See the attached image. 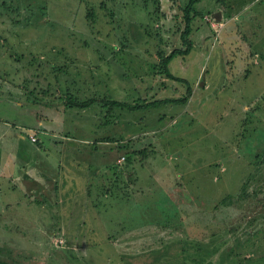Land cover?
<instances>
[{
    "label": "rangeland",
    "instance_id": "obj_1",
    "mask_svg": "<svg viewBox=\"0 0 264 264\" xmlns=\"http://www.w3.org/2000/svg\"><path fill=\"white\" fill-rule=\"evenodd\" d=\"M187 1L0 0L1 116L62 165L31 199L1 140L0 261L264 264V0L196 6L192 52L169 65L192 88L186 106L66 105L183 97L158 65L181 47ZM41 111L46 134L34 128ZM60 136L74 155L57 153Z\"/></svg>",
    "mask_w": 264,
    "mask_h": 264
},
{
    "label": "crops",
    "instance_id": "obj_2",
    "mask_svg": "<svg viewBox=\"0 0 264 264\" xmlns=\"http://www.w3.org/2000/svg\"><path fill=\"white\" fill-rule=\"evenodd\" d=\"M7 87L10 88V86H7ZM1 89H3V92H0V94L2 95V99L4 97L6 98L7 92H5V87H3ZM3 104H4V102H2V105ZM71 110L78 111V112H85V111L90 110V109L79 110V109L73 108ZM34 114L35 113H33V115ZM41 115L44 116V111H41ZM35 116H36V114H35ZM48 116H50V115H48ZM6 120H7V117H5V114H3V116H1V113H0V143L2 142L1 141L2 139L5 142H13L14 146H10V147L14 151L12 153L15 156L14 155L13 156L19 162V166L14 171V174L16 175L17 179L15 180L13 178V181H14L13 183L14 184H15V182H17L18 184L20 183L22 185V189H24L23 193H25V194L29 193L27 195H30L29 198L33 199V197H36L34 195L37 194V192H40L42 190V188L44 189V187L47 188V186H51V185L55 186L57 184L58 180H56L55 177L53 178V176H55V175L60 176V172H61L62 168H59V167H62V165L61 164L60 165L50 164L44 158V155H43L44 152H42V150H40L36 146L29 145L25 136L23 134H21V135L17 134L16 131L11 127L12 125L9 124L8 122H6ZM43 120L50 121L52 119H48L47 115L45 114V116L43 118L37 119V125L34 128H36L37 132L42 131L43 134H46V133H48V131L50 130L51 127H49L50 125H47V124L44 125ZM35 122H36V120H35ZM66 133H67V131H64L62 133L60 132V134L64 135V136L66 135ZM58 139H59V142L61 143V145L58 147H55L56 149L59 150L57 153H62L63 151H65V152L70 151V153H72L74 155L77 152V150H74L76 148L68 147V146H66V144L62 143V140L64 139L63 136H60ZM78 142H80L82 145L84 143L83 140L78 141ZM1 149H3V146H0V151H1ZM74 151H76V152H74ZM51 177L55 180H50ZM59 179L64 180L63 178H59ZM69 180H71V178H69ZM69 180L65 179L64 183L66 184V181H69ZM88 182H89V180H85L84 185ZM17 186H19V185H17ZM42 192L45 193L44 191H42ZM71 199L75 200V197L73 196V197H71Z\"/></svg>",
    "mask_w": 264,
    "mask_h": 264
},
{
    "label": "trees",
    "instance_id": "obj_3",
    "mask_svg": "<svg viewBox=\"0 0 264 264\" xmlns=\"http://www.w3.org/2000/svg\"><path fill=\"white\" fill-rule=\"evenodd\" d=\"M202 0H188L182 9V21H183V29L180 33V42L181 47L178 49L172 50L167 56H161L158 67L161 69V73L170 81L181 83L185 85V94L181 98L177 99H163V100H155L151 102H142L135 104H128L124 102L117 101H109L103 99L90 98L84 101L78 100L72 96L68 97L66 100V105L68 109H79L85 110L89 109L92 106L99 105L101 108L106 109L108 112H112L115 110L122 111L125 113H137L144 112L146 114L151 113L152 111H157L159 109L166 108L168 106L172 107H183L186 106L190 98L192 97V88L189 82L185 79L177 78L171 74L169 71V65L176 58H183L185 56H189L193 49V43L191 40V35L193 31V22L196 17L203 18V15L199 13L196 9V6ZM248 184L245 183L242 186L240 197L246 195ZM222 205L227 207L231 206L233 203V198L228 196L224 200H222ZM0 264H9L7 262L0 261Z\"/></svg>",
    "mask_w": 264,
    "mask_h": 264
},
{
    "label": "built area",
    "instance_id": "obj_4",
    "mask_svg": "<svg viewBox=\"0 0 264 264\" xmlns=\"http://www.w3.org/2000/svg\"><path fill=\"white\" fill-rule=\"evenodd\" d=\"M34 141V140H33Z\"/></svg>",
    "mask_w": 264,
    "mask_h": 264
}]
</instances>
